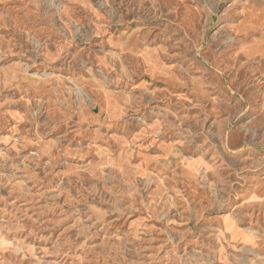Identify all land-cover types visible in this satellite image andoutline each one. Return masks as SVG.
<instances>
[{"label": "rangeland", "instance_id": "rangeland-1", "mask_svg": "<svg viewBox=\"0 0 264 264\" xmlns=\"http://www.w3.org/2000/svg\"><path fill=\"white\" fill-rule=\"evenodd\" d=\"M260 1L0 16V264H264Z\"/></svg>", "mask_w": 264, "mask_h": 264}, {"label": "crops", "instance_id": "crops-1", "mask_svg": "<svg viewBox=\"0 0 264 264\" xmlns=\"http://www.w3.org/2000/svg\"><path fill=\"white\" fill-rule=\"evenodd\" d=\"M45 0H0V16H49L44 9ZM42 8V9H41ZM43 10V13H42ZM264 16V0L256 8ZM81 0H64L59 16H82Z\"/></svg>", "mask_w": 264, "mask_h": 264}]
</instances>
